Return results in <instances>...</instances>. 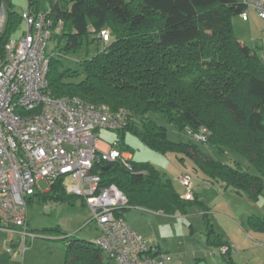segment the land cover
Listing matches in <instances>:
<instances>
[{"label":"trees","instance_id":"trees-1","mask_svg":"<svg viewBox=\"0 0 264 264\" xmlns=\"http://www.w3.org/2000/svg\"><path fill=\"white\" fill-rule=\"evenodd\" d=\"M50 5V10H39L28 0L26 10L32 15L45 12L52 20L51 40L56 41L57 48L63 44L62 56L79 49L82 39L89 35L93 43L104 44L92 58L80 62L83 78L79 81H73L77 72L64 69L54 53L47 54V91L51 97L76 98L104 105L111 112L126 111L127 124L116 130L121 132L115 141L120 151L128 152L122 144L124 132L128 131L154 151H173L190 159L211 184L219 183L253 202L263 197L264 47H247L234 34L232 17L246 11L243 3L50 0ZM2 8L5 23L0 32V55L6 43L17 32L20 34L23 24V11L15 13L7 0H0V11ZM101 30L109 34L106 43L98 38ZM152 115L163 117L187 141L172 144L168 130L154 122ZM202 130L206 131L204 142L188 135L189 131ZM199 144L219 156L228 151L246 165L235 157L232 165L214 160ZM92 172L100 177L103 186L114 185L125 195L127 207L116 212L118 216L123 217L131 208L165 216L187 214L188 207L194 204L204 212L208 210L196 194H192V200L182 199L172 183L150 164L134 162L133 158L126 164L100 161ZM75 197L66 192L59 179L38 199L72 204ZM203 216L209 233L206 242L227 247L221 255L230 261L231 248L218 237L211 239L212 226L207 214ZM246 223L264 232V219L250 216ZM63 240L66 264H109L92 242L73 236Z\"/></svg>","mask_w":264,"mask_h":264},{"label":"built area","instance_id":"built-area-1","mask_svg":"<svg viewBox=\"0 0 264 264\" xmlns=\"http://www.w3.org/2000/svg\"><path fill=\"white\" fill-rule=\"evenodd\" d=\"M246 11L239 15L248 20L251 9L264 21V0H243ZM23 28L10 39L0 55V231L17 233L33 240L28 229V202L48 191L57 180H63L67 193L80 196L92 212L98 235L93 245L109 264H166L169 254L160 251L135 232L116 212L127 207L125 195L114 185L103 186L92 172L100 161L125 163L129 152L98 141L101 130L116 131L128 122L127 112H111L104 105L79 99H56L47 91V43L53 22L45 12L21 13ZM5 17H0V32ZM60 23H58V26ZM98 38L109 41L101 30ZM205 130L189 135L205 140ZM116 145V144H114ZM194 177L180 174L178 183L185 188L184 200H192ZM22 251V252H23ZM227 247H221L225 254Z\"/></svg>","mask_w":264,"mask_h":264},{"label":"rangeland","instance_id":"rangeland-1","mask_svg":"<svg viewBox=\"0 0 264 264\" xmlns=\"http://www.w3.org/2000/svg\"><path fill=\"white\" fill-rule=\"evenodd\" d=\"M7 1L10 4V8L17 14L28 7V0ZM31 1L33 6H38L39 10H50V0ZM237 1L243 2V0ZM247 13L249 16L247 24L243 23L238 15L232 17L234 34L242 39L247 47L259 48L264 38V21L251 9H248ZM1 16L5 17L4 8L0 11ZM20 26L23 28L22 23ZM109 33L112 41L113 35L110 31ZM18 34L19 32L13 38H17ZM92 38V35H89L88 38H83L80 48L65 56L60 54V48L63 44L57 48L56 41L50 39L47 43L46 54L50 55L54 53L57 58L61 59L60 61L64 69H70L78 73V76L73 81H79L83 78V73L79 66L80 62L84 59L92 58L98 50H102L104 47V44L101 42L97 44L93 43ZM254 39L256 41L252 43ZM255 44L257 47H254ZM151 118L159 126H163L168 130L167 137L172 144L187 141V137L179 135L163 117L152 115ZM198 133L189 131L190 135H197ZM120 135L121 132L118 131L101 130L98 141L107 144L109 147L118 148L119 146L114 144L115 141L120 139ZM204 141H206V137ZM122 144L132 155L134 162L150 164L164 180L172 183L181 197L186 190L179 185L177 178L182 173L195 178L191 193L199 194L201 199H204L203 202L206 205L210 204V206H216L217 208L227 205L231 208V212L238 215L244 213V211L247 212L250 209L249 206L252 205L251 200L246 195H242L241 197L233 190L220 186L219 183L209 184L205 182V176L196 169L194 163L181 154L173 151H168L164 154L154 151L128 131L124 132ZM199 147L202 151L210 154L214 160L232 165L233 160L236 158L243 166L246 165L240 157L232 156L228 151L226 155L219 156L203 144H199ZM39 186L42 193L48 192V185L45 182H40ZM38 196L34 198L33 202L28 203V229L35 232L33 235L36 238L33 240L31 238L27 239L26 252L23 251V238L17 233L0 231V245L4 249H10L11 242L16 246V251L13 249L11 254H6L7 258L10 255H18L15 264H66V244L63 238L73 236L76 239L91 243L97 237L98 230L92 221V212L80 196H76L72 204L56 203L49 198L43 201L42 199H38ZM203 212L200 205L194 204V206L188 207L187 214L184 215L165 216L142 208H131L124 212V216L128 221L141 219L142 222L148 223L145 230L149 239L144 238L152 242L158 241L160 247L164 251L169 252L172 260L168 264H197L196 258L202 256V253H199L198 250L200 248L204 249L209 234ZM234 213H232V216L237 221V215H234ZM215 214L212 215V220L216 225L219 223L216 221L220 219L219 213ZM54 230H58L59 232H52ZM196 250L197 254L194 252ZM22 251L23 255L21 254ZM104 259L107 262L105 256Z\"/></svg>","mask_w":264,"mask_h":264},{"label":"crops","instance_id":"crops-1","mask_svg":"<svg viewBox=\"0 0 264 264\" xmlns=\"http://www.w3.org/2000/svg\"><path fill=\"white\" fill-rule=\"evenodd\" d=\"M242 22L247 24L249 22V16H248L247 21H242ZM236 38L241 43L245 44L242 39L238 38L237 36ZM255 41H256L255 39L252 40V43L253 42L255 43ZM263 46H264V38L259 48ZM254 47H257L256 44ZM100 145L103 149L107 148L108 146L107 144H103L101 142H100ZM196 195L198 196V199L204 204L203 202L204 199H201L199 194H196ZM240 196L242 197V195ZM263 198H264V195L256 202L251 201L252 205L249 206L250 209L247 212L244 211V213L239 214V215L234 212H231L230 210L231 208L228 207L227 205L221 204L223 206H219L217 208L216 206H210V204H207V205L204 204L208 210L207 212H203V213L207 214L209 223L212 226V229L214 232V234L211 235V239L218 237L226 246H229L231 248V252L229 255L230 261L226 260V258H224L221 255L219 247H216L206 242L204 249L202 250V248H200V250H198L199 253L200 252L202 253L201 254L202 256L199 258H196V263L197 264L199 263H202V264H264V232L250 228L248 227L246 223L247 218L250 216H256L260 219H264V200H262ZM215 213H219V219H220L219 221L218 220L216 221V222H219L216 225L214 224L212 220V215H216ZM232 213H234V215H237L236 216L237 221H235V219L233 218ZM123 218L127 222V224L135 232L141 235L143 238L149 237L145 230V227L148 223L142 222L141 219L140 220L134 219L132 221H128L125 219L124 214H123ZM146 220L149 221L148 218H146ZM146 238L144 239L148 241L149 243H152L153 245H155L160 251L169 254L168 251H164L160 247V244L158 241L152 242L150 240H147ZM10 247H13L14 251L17 250L16 246L12 242L10 244ZM13 249L12 248L4 249L3 246L0 245V264H15L16 263L15 260H17L18 255L16 256L10 255L8 258L6 257V254H11L13 252ZM24 252L26 251L24 250ZM194 252L195 254H197V250ZM21 254L23 255V252Z\"/></svg>","mask_w":264,"mask_h":264}]
</instances>
